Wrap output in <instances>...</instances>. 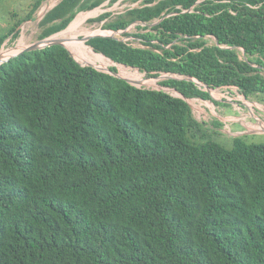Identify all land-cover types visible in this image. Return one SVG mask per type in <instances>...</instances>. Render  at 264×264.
Masks as SVG:
<instances>
[{
  "label": "trees",
  "instance_id": "obj_1",
  "mask_svg": "<svg viewBox=\"0 0 264 264\" xmlns=\"http://www.w3.org/2000/svg\"><path fill=\"white\" fill-rule=\"evenodd\" d=\"M103 1L60 0L38 38ZM198 1L144 0L102 25L137 21L124 35L141 46L79 34L68 48L138 84L171 73L264 97V0ZM77 60L55 44L0 64V264H264V140L226 148L182 97ZM158 85L211 98L186 78Z\"/></svg>",
  "mask_w": 264,
  "mask_h": 264
},
{
  "label": "rangeland",
  "instance_id": "obj_2",
  "mask_svg": "<svg viewBox=\"0 0 264 264\" xmlns=\"http://www.w3.org/2000/svg\"><path fill=\"white\" fill-rule=\"evenodd\" d=\"M35 1L36 0H0V34H2L3 31L7 30V28L10 25H12L14 22H16L20 17H24L27 14V12L31 9L32 4ZM47 1L48 0H43L41 2L42 4L34 11L31 19L24 20L19 24V26H18L19 33L15 39L12 40L11 36H9L3 42L2 46L0 47V52L2 51L1 54H4L5 52L10 51L12 49H17V48H20L22 46H26V45L33 43L34 41L39 39L38 33L40 31L39 21H40L41 15H42L41 10L46 4H48ZM141 2H142V0H115V1L105 0L104 2H102L101 7L96 6L92 9L79 12V13H85L87 15L86 19L83 22H81V25L79 27H77L73 32L65 34L63 37H61V39H63L64 42H68V43L75 42L76 38H74L73 36H75L77 33H79V34L83 33V35L81 34V36H79V37H82L85 35V33L89 32L90 30L98 31V32H104V33H110L111 30L107 29V28H103L102 25L108 19L115 17L118 13L125 11L129 7L137 6ZM105 10H110L112 13L108 18L101 20V21H93V22H90L88 20V18L96 16L99 13L104 12ZM79 13H77L76 16ZM136 24H138V23H133L130 25V27L128 29L129 33H133L136 31H142L141 29H138L136 27ZM144 25L145 24L142 23V26H144ZM64 30H61L58 33H61ZM124 33L125 32L119 33V34H117V36L122 38L123 40H127L132 45H135V46H141L142 45L138 38L133 37L131 35L123 36ZM55 34H57V33H55ZM22 39H23V41H22ZM17 43H21L24 45L18 46V45H16ZM240 54H241V52H240ZM106 59H108V58L106 57ZM109 64L110 63H107L105 67H101L99 64H96V65L98 67L102 68V70L103 69L106 70L105 68H108ZM85 65H87V64L85 63ZM111 66H116L117 69L119 70V68H118L119 64L114 63ZM125 67L129 68L130 70L136 69L134 67H129V66H125ZM139 72L145 76V72H143V71H139ZM147 79H151V83L153 80L154 84H150V83L145 84L144 83V84H140V86L148 87V88H161L158 85V81L160 80L159 78L148 77ZM218 91L219 92H226L224 89L221 90V88H218ZM231 91H233V92L229 93V94H230V96L233 97V100L237 99V100H239V102L241 104H244V101L242 100V96L240 94L238 95L237 92H235L236 90H231ZM169 92L175 94L174 91L169 90ZM215 96L217 97V100H218L217 107L214 106L215 109L217 108L216 109L217 115H215L214 107L211 105H208V103L206 101L201 100V99L196 100V104L192 105V110H193L194 115L198 119L208 121L207 125H206L207 127L218 130L221 133V134H216L215 140L218 143L222 144L226 148H230L232 146L231 137H234L237 135H246L245 139L247 141L261 142L264 140L263 131L255 132V131H253L254 130L253 128H249L248 130H246L237 122L230 123V125H229L230 128L227 127V124L225 122H224V124L222 123L220 125L216 124V122L219 121V118L225 121L227 116L232 115V114L238 115L239 112L233 111L232 105L229 104L227 101H224V99L226 100V97L220 96V95H215ZM247 99L249 100L250 105H252L251 101H253V102L256 101V102H259L260 104H264V97L263 96H252V97H249ZM245 110L247 112H250V111H248V109H245ZM254 112L257 113L259 116H261L264 119V114H262L263 113L262 110L255 108ZM249 120L251 122H253V119L251 116L249 117ZM261 122H264V121H261Z\"/></svg>",
  "mask_w": 264,
  "mask_h": 264
},
{
  "label": "built area",
  "instance_id": "obj_3",
  "mask_svg": "<svg viewBox=\"0 0 264 264\" xmlns=\"http://www.w3.org/2000/svg\"><path fill=\"white\" fill-rule=\"evenodd\" d=\"M60 0H48L47 2H48V4H46L43 8H42V10H41V13H42V15H41V18L44 16V14L50 9V8H52L55 4H57L58 2H59ZM105 1V0H104ZM103 1V2H104ZM202 0H199L198 2H201ZM143 3H144V0H142V2L139 4V5H137V6H140V5H143ZM42 4V3H41ZM102 4V3H101ZM101 4H99L98 6H100L101 7ZM97 6V7H98ZM134 7H136V6H134ZM129 8H132V7H129ZM129 8H127V9H129ZM192 8H190V10H191ZM86 11V10H85ZM80 12H82V11H80ZM105 12H111L110 10H105L104 12H101V13H99L98 15H96V16H93V17H90V18H94V17H97V16H99L100 14H102V13H105ZM123 12V11H122ZM79 13V12H78ZM121 13V12H120ZM112 14V13H111ZM110 14V15H111ZM119 14V13H118ZM117 14V15H118ZM116 17V16H115ZM40 18V19H41ZM90 18H88V20L90 19ZM106 18H108V17H106ZM106 18H104V19H106ZM86 19V17L84 18V20ZM104 19H102V20H104ZM83 20V21H84ZM109 20V19H108ZM107 20V21H108ZM90 21V20H89ZM101 21V20H100ZM106 21V22H107ZM91 22V21H90ZM133 24V23H132ZM142 24V23H141ZM129 27L130 26H128V27H126V28H128L129 29ZM107 29H110V28H107ZM111 30V32L110 33H112V29H110ZM128 31V30H127ZM97 33H104V32H97ZM97 33H93V34H97ZM110 33H104V34H110ZM123 36H125L124 34H123ZM209 38L210 39H212V40H214L215 41V38L214 37H212V36H209ZM117 39H121V40H123L122 38H120V37H118ZM124 41H127V40H124ZM210 42H212V41H210ZM18 44V43H17ZM16 44V45H17ZM240 52H241V56L242 57H244L245 56V54H244V52H243V50H242V48H240ZM1 53H2V51L0 52V55H1ZM75 56V55H74ZM106 57V56H105ZM4 58V57H3ZM75 58H76V56H75ZM76 60H77V58H76ZM78 62H81V61H79V60H77ZM112 61V60H111ZM82 63V62H81ZM95 65V64H94ZM98 67V66H97ZM160 74H162V75H165V74H171V73H160ZM196 82V81H195ZM198 82H196V84H197ZM199 87H201L202 89H204L205 90V87L204 86H202V85H199V84H197ZM160 86V85H159ZM161 88H155V89H163L164 91H166V92H168V93H170L171 95H175V96H180L181 94H179L178 92H176V90H174L173 88H169V87H163V86H160ZM218 88H221V90L222 89H224L226 92H219L218 91ZM210 89H211V91H210V99H203V98H200V97H191V98H185V97H183L182 96V98L189 104V106H190V108H191V112H192V115H193V117L195 118V119H197L199 122H203V123H205V125H207V122L208 121H205V120H200V119H198L195 115H194V113H193V110H192V105L193 104H196V100L197 99H201V100H204V101H206L207 103H208V105H211V106H215V107H217V102H218V100H217V97L213 94V92L214 93H216L217 95H220V96H224V97H226V100L224 99V101H227L229 104H231L232 105V109H233V111H238L239 112V114L238 115H236V114H232V115H229V116H227V118L225 119V121L224 120H222V119H220L219 118V121L221 122V124L223 123L224 124V122L227 124V127L228 128H230L229 127V125H230V123H233V122H237V123H239L243 128H245L246 130H248L249 128H253L254 130L253 131H255V132H259V131H263V133H264V129H261V127H260V121H264V119L261 117V116H259L257 113H255L254 112V110H255V108L256 109H260V110H262L263 111V113L262 114H264V104H260L259 102H256V101H251L252 102V105H249L247 102H249V100L247 99L248 97H246L243 93H241L239 90H238V88L236 87V86H233V85H231V86H229V85H224V86H221V87H215V88H211L210 87ZM169 90L170 91H174L175 92V94H173V93H171V92H169ZM231 90H236L235 92H237V94L239 95H241L242 96V100L244 101V104H241L240 102H239V100H233V97L232 96H230V94L229 93H232L233 91H231ZM181 97V96H180ZM241 99V98H240ZM215 107H214V112H215V115H217V108L215 109ZM245 109H248V111H250V112H247ZM252 117V119H253V122H251L250 120H249V117ZM230 130V129H229Z\"/></svg>",
  "mask_w": 264,
  "mask_h": 264
},
{
  "label": "water",
  "instance_id": "obj_4",
  "mask_svg": "<svg viewBox=\"0 0 264 264\" xmlns=\"http://www.w3.org/2000/svg\"><path fill=\"white\" fill-rule=\"evenodd\" d=\"M134 23H138V22L137 21H134ZM139 23L145 24L144 22H139ZM127 30H128V28H124V29H112V33H110V34H104V33L90 34V35H84L80 39H83L86 42L87 40H89L90 38L95 37V36H110V37H113V38H118L117 34L122 33V32H126ZM54 34H52V35H50L48 37H44V38L38 39V40L34 41L33 43L28 44V45L22 47L18 52L14 53V54L6 57V58L1 57V55H0V64L3 63V62L8 61L11 57H14V56H16V55H18V54H20V53H22L24 51H31V50H36V49H42V48H45L47 46L55 45V44L56 45H62L64 47H66L67 50L69 51V53L75 58L74 54L66 46V44L63 41V39H61V38H53V35ZM215 42H216L217 45H219L218 40H217L216 37H215ZM242 50L244 52V48H242ZM79 63L81 65H85V63H81V62H79ZM86 64L89 65V66H92V67H94V68H96L98 70L105 71V72H109V73H111V74H113V75H115L117 77L123 78L125 81H127L128 83H130L132 85L140 86V84L135 83V82H133V81H131V80H129V79L121 76L118 70L112 71V70H110L109 67L108 68H105L106 70H104V69L102 70V68L97 67L96 65H94L92 63H86ZM170 77H174V78H186V79H189V80H194V81L198 82L197 84L204 86L205 87V90L207 92L210 93V91H211L210 87H208L206 84H204V83H202V82L198 81L197 79H195L193 77H190V76L184 77V76H181V75H178V74H165V75L159 74L158 76H156V78H159V79H162V78H170ZM180 96L182 97V95H180Z\"/></svg>",
  "mask_w": 264,
  "mask_h": 264
},
{
  "label": "bare ground",
  "instance_id": "obj_5",
  "mask_svg": "<svg viewBox=\"0 0 264 264\" xmlns=\"http://www.w3.org/2000/svg\"><path fill=\"white\" fill-rule=\"evenodd\" d=\"M86 16H87V15H86L85 13H81V14H79V15L76 17V19H74L64 31H62L61 33L54 34V35H53V38H61V37H63L65 34H67L66 32H67V31H68L73 25H75L76 23H79V22H80V24H81V22H83V20H84V18H85ZM73 31H74V30H73ZM73 31H71V32H73ZM97 32H98V31H92V30H90L89 32L85 33V35H90V34L97 33ZM68 33H70V32H68ZM81 34L83 35V33H80V35H79V33H77L76 35L81 36ZM75 38H76V37H75ZM23 39H24V38H23ZM23 39H22V41H23ZM77 41H78V39L76 38V41H75V42H77ZM83 42H84V40H83ZM64 43L66 44L67 47H70V48H72V49L78 51V49H77L74 45H70V44H68V42H64ZM17 45H18V46H22V45H24V44L18 43ZM22 47H24V46H22ZM22 47L17 48V49H12V50H10V51H7V52H5L4 54H1V57L6 58V57H8V56H10V55H12V54L18 52ZM87 60H88V59H87ZM88 62H89V63H92V62H90L89 60H88ZM92 64H95V63H92ZM95 65H96V64H95ZM96 66H97V65H96ZM120 75H121V74H120ZM247 103L249 104V102H247ZM251 103H252V102H251ZM249 105H250V104H249ZM260 127H261V129H264V122H261V121H260Z\"/></svg>",
  "mask_w": 264,
  "mask_h": 264
}]
</instances>
